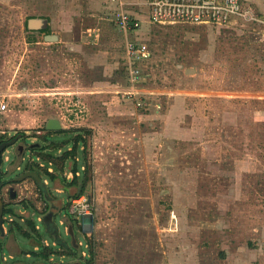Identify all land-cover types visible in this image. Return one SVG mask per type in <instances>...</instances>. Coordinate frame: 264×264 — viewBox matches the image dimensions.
Listing matches in <instances>:
<instances>
[{"label":"rangeland","instance_id":"1","mask_svg":"<svg viewBox=\"0 0 264 264\" xmlns=\"http://www.w3.org/2000/svg\"><path fill=\"white\" fill-rule=\"evenodd\" d=\"M122 1L142 11L131 39L149 52L130 93L124 38L109 15L118 5L0 0V136H23L2 152V179L18 176L33 150L90 132L76 160L79 179L90 167L80 196L89 214L69 209L80 182L61 179L71 180L72 161L62 173L49 165L50 181L35 159L43 188L31 178L0 182L14 214L2 216L4 236L33 251L38 243L15 224L29 231L26 221L45 215L39 233L50 244L74 240L80 264L89 250L93 264H264V15L247 5L262 23L152 25L147 0ZM32 19L45 28L29 29ZM50 120L66 132L46 130Z\"/></svg>","mask_w":264,"mask_h":264},{"label":"built area","instance_id":"2","mask_svg":"<svg viewBox=\"0 0 264 264\" xmlns=\"http://www.w3.org/2000/svg\"><path fill=\"white\" fill-rule=\"evenodd\" d=\"M109 2L118 5L110 11L109 15L114 27L124 38L123 60L129 85V90L126 92L130 93L134 91V85L140 79V70L136 63L147 60L149 52L144 44L131 39V36L140 29L141 20L122 0H109ZM145 5L148 9V22L152 25L224 26L233 19L262 23L257 14L244 5L242 0H147ZM0 109L4 110L5 105L1 104ZM69 209L71 215L84 216L89 214L90 205L83 197H80L71 201Z\"/></svg>","mask_w":264,"mask_h":264},{"label":"trees","instance_id":"3","mask_svg":"<svg viewBox=\"0 0 264 264\" xmlns=\"http://www.w3.org/2000/svg\"><path fill=\"white\" fill-rule=\"evenodd\" d=\"M56 132L57 133H63L66 131L60 130V131H56ZM77 132H79V131H77ZM85 132H86V134L90 133L87 130L86 131L83 130L81 133L83 134ZM53 133L54 132H50V131L45 132V135L43 136L42 139L44 141H48L50 135H52ZM81 133H76L75 137L73 138V141L71 143L48 142V144H46L45 146H42L36 150H33V152L35 153L33 155L34 159L27 162L23 171L25 173L33 172L38 176V178H40V174L37 172V169H35V167L38 169L40 168L39 163L37 164L35 162V159H37V160L41 161L42 163L46 164V167H44L42 169V171L44 172V174L48 177V179L50 181H53L56 179L57 176H55V174H53L51 172H48V168H49L48 166L50 165V166L54 167L58 173H62L64 171V167L66 165V162L70 160V161H72V165L70 168V174L72 176L71 180H65V178H63V179H61V181L63 182L65 187H74V186L78 185L80 182L79 191L76 194L69 196V199H76V198L82 196L84 193L85 185L87 184V182L89 180V178L87 177V174L90 171V169H89L90 167L85 166V165L83 166L84 167L83 177L81 179H79V177L76 175V173L78 172V169H79V165H78L76 160H77L80 148H81V160L82 161L85 160V151H86L85 150L86 138ZM17 136L18 135H16V137ZM4 138H5V136H0V144L10 140L9 139L6 141ZM20 138H23V136ZM65 144H70V147H69L70 150L64 151L63 154L58 158L53 157V155L48 153V152L45 153L46 151L62 150V148L64 147ZM1 162L3 163V156H2ZM33 166H35V167H33ZM3 170L4 169H0V182H2V185L5 186L7 184H11L12 182H14L12 178L8 179V180L2 179L4 177V175L7 174V172H4ZM17 177H19V176H16L15 178H17ZM31 179L35 182V184H37L35 179H33V178H31ZM41 183H43V182H41ZM25 207L28 208L27 206H25ZM8 215H14V214H13V211L9 207H7L6 204L4 203L3 204V217H6ZM3 221L5 223L6 220L3 219ZM26 224L29 227V229L31 230V232H34L37 234V230L35 229V225L31 220H27ZM15 227L19 233H21L22 235H25V237H27L28 234H26L25 231L20 226L15 224ZM3 247H4V245L2 244V240L0 239V255L2 254ZM70 253H72L71 256L76 257L75 252L71 251ZM33 255L40 257V259L42 261L46 262L49 260L50 256H52V255L63 256L64 254L60 251L55 250L53 247H43L42 246L41 252L38 254L33 253ZM93 256H94L93 252L91 250H89L88 257L84 258L83 264H93Z\"/></svg>","mask_w":264,"mask_h":264},{"label":"crops","instance_id":"4","mask_svg":"<svg viewBox=\"0 0 264 264\" xmlns=\"http://www.w3.org/2000/svg\"><path fill=\"white\" fill-rule=\"evenodd\" d=\"M242 3L244 5H246V6L247 5H254L253 7L257 10V13H259V14L262 13V15H264V0H242ZM260 7L262 8L263 12L260 11ZM147 11H148V9H147ZM141 12L142 11L139 10L138 12H132V13L138 18L139 17L143 18V16L140 14ZM48 171L50 172V169H48ZM18 176H20V174ZM17 178H19V177H17ZM44 180L45 179L41 180V182H43V183L40 182V184L37 183L35 185H37L39 187L41 185V187L43 188L44 184L46 185V182ZM42 188H40V189L42 190ZM40 189H39V192H40ZM54 191L63 192L61 189H58V188H56ZM40 197L42 198V200L44 199V201H46V202H48V201L51 202V200H53L52 198H50V200H47V199L45 200V198H43V193H40ZM56 201H59V200H56ZM26 204H27V202L26 203L23 202L21 205H23V207H25ZM56 205H57V203H56ZM27 206L33 208V206H30L29 203L27 204ZM53 207H56V206L53 204ZM24 209H27V208L25 207ZM35 211H36V208H35ZM23 212H24V210L22 212L20 211L19 213L22 214ZM44 216L45 215L36 216L35 217L36 220L35 219L31 220L34 223V225H35V229L37 230V234L38 235L36 233H34V232H31L29 227H28L29 231H27L26 229L24 230L20 226L25 231V233L28 234L27 237H26L27 239H29L30 241L32 240L34 242L36 241L38 243V245L36 247H34L33 251L18 249L17 248V244H16V242H17L16 238L13 235L4 236L5 233L3 232V228H2V234L0 232V235H1V237L4 236L3 239H2V244L4 245V247H3L2 254L0 255V264H80V263H76V262L73 261L74 257L71 256L72 253H70L71 251L75 252V254L77 256V253L74 250V249H76L74 247L76 245H74V241L73 240H71L72 243H71L70 246H64L65 243H63V245H61V244H57L56 242H52L50 244L49 242H47L45 240V238H43L42 234L39 233L40 229H39L38 225L35 224V223H36V221H38V223H40V221L43 222V217ZM51 216H52V214H48L46 217H48L50 220H53L55 217H53V216L51 217ZM40 218H42V220H39ZM58 225L59 226L63 225V216L59 220ZM14 229H16V227ZM64 230H65V234L66 235L72 237V235H73L72 228H68L67 231H66V228ZM10 231H12V229H10ZM70 232H71L72 235L69 234ZM9 236H11L10 240H9ZM22 236L25 237V235H22ZM42 246L43 247H53L55 250L62 252L64 255L63 256L52 255V256H50L48 261L44 262V261H42L40 259V257L33 255V253H35V254L40 253ZM33 258H34V261L30 262V260L33 259ZM24 261H28V262H24Z\"/></svg>","mask_w":264,"mask_h":264},{"label":"water","instance_id":"5","mask_svg":"<svg viewBox=\"0 0 264 264\" xmlns=\"http://www.w3.org/2000/svg\"><path fill=\"white\" fill-rule=\"evenodd\" d=\"M45 23H46L45 21L40 20V19H37V20L36 19H32V20L28 21V27L31 30H41V29L45 28V26H44ZM51 40H53V39H51ZM46 130L58 131V130H60V125H59V123L57 121L50 120L47 123ZM17 137L14 138V139L9 140L7 142H4V143L0 144V164H1V161H2L1 155H2L3 150L8 148V147H10V146H12L15 143V141L17 140ZM25 178H34L37 183H40V180H39L38 176L35 173H33V172H27L26 174L20 176L19 178L14 179V182L15 183L20 182V181L24 180ZM2 216H3V203L0 200V232H1V234H2V220H3ZM69 234H71V232Z\"/></svg>","mask_w":264,"mask_h":264},{"label":"flooded vegetation","instance_id":"6","mask_svg":"<svg viewBox=\"0 0 264 264\" xmlns=\"http://www.w3.org/2000/svg\"><path fill=\"white\" fill-rule=\"evenodd\" d=\"M14 138H16V136H15ZM14 138H11V139H14ZM11 139H10V140H11ZM19 140H22V138H20V136L18 135L17 140L15 141V143H17ZM15 143H14V144H15ZM12 146H13V145H12ZM3 160H4V157H3ZM20 160H21V161H24L23 157H21ZM20 160H19V162H18L19 165L17 166V170H20V167H19L20 164H21ZM26 164H27V162L25 163V165H26ZM25 165L23 166V169L25 168ZM0 166H1V164H0ZM41 166H42V165H41ZM0 168H1V167H0ZM3 171H4V172H7V170H3ZM22 171H23V170H22ZM7 173H8V172H7ZM22 174L24 175V174H26V173L23 171V172L20 173V176H21ZM20 176H19V177H20ZM12 179H13V181H14V179H16V178L14 177V178H12Z\"/></svg>","mask_w":264,"mask_h":264}]
</instances>
